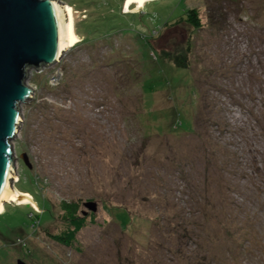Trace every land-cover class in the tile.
<instances>
[{"label": "rangeland", "instance_id": "1", "mask_svg": "<svg viewBox=\"0 0 264 264\" xmlns=\"http://www.w3.org/2000/svg\"><path fill=\"white\" fill-rule=\"evenodd\" d=\"M58 1L80 41L26 79L0 264H264V0Z\"/></svg>", "mask_w": 264, "mask_h": 264}, {"label": "water", "instance_id": "2", "mask_svg": "<svg viewBox=\"0 0 264 264\" xmlns=\"http://www.w3.org/2000/svg\"><path fill=\"white\" fill-rule=\"evenodd\" d=\"M63 6L58 0H0V207L2 200L24 199L37 208L9 187L16 179L10 141L21 121L18 104L33 93L26 83L30 70L57 62L64 46L79 40L72 32L71 8ZM20 158L30 167L24 153ZM84 206L96 210L93 202Z\"/></svg>", "mask_w": 264, "mask_h": 264}, {"label": "trees", "instance_id": "3", "mask_svg": "<svg viewBox=\"0 0 264 264\" xmlns=\"http://www.w3.org/2000/svg\"><path fill=\"white\" fill-rule=\"evenodd\" d=\"M184 16L186 17L187 23L192 26L193 28H197L200 26V19L197 15V12L195 9H188L185 13ZM172 62L179 66L186 68L187 67V62H186V57L185 56H173L171 58ZM61 209L63 210L64 216L66 219L70 221H74L76 224L78 222L77 219V209L78 205L75 202H66L62 201L61 203ZM53 238L59 242L63 243L64 245L69 246L70 245V239L69 236H63V235H58V236H53Z\"/></svg>", "mask_w": 264, "mask_h": 264}, {"label": "bare ground", "instance_id": "4", "mask_svg": "<svg viewBox=\"0 0 264 264\" xmlns=\"http://www.w3.org/2000/svg\"><path fill=\"white\" fill-rule=\"evenodd\" d=\"M148 1H151V0H124V10H126V11H128V10H131L130 8H129V5H131L132 3L134 4V10H136V9H140V8H142V7H144V5L148 2ZM64 8H68V7H70V6H63ZM71 8V7H70ZM73 10H72V8H71V18H72V32H73V34H76L77 35V33H75V27H74V18H73V13L74 12H72ZM78 36V38H79V35H77ZM78 41H80V40H78ZM78 41H75V42H73L71 45H68V44H66L65 46H64V48H69L70 46H72V45H74L76 42H78ZM15 174V173H14ZM14 179V178H13ZM9 187L11 188V190H12V185L11 184H9ZM12 191H14L16 194L17 193H19V194H21V195H23V196H26V197H29L31 200H32V202L33 203H35L34 201H33V199L30 197V195L28 194V193H26V192H21V191H15V190H12ZM3 201H6V202H13V203H15V204H23V203H30L29 201H27V200H24V199H7V200H2L1 201V207H0V213H2L3 211H4V204H3ZM31 205H32V203H30ZM36 204V203H35ZM33 206V205H32ZM37 206V205H36Z\"/></svg>", "mask_w": 264, "mask_h": 264}]
</instances>
